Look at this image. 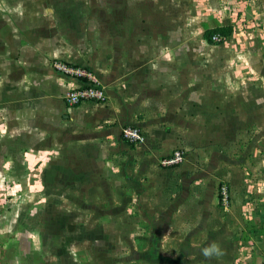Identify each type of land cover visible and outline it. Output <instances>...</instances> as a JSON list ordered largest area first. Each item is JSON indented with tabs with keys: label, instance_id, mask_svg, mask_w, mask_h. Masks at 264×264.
<instances>
[{
	"label": "rangeland",
	"instance_id": "rangeland-1",
	"mask_svg": "<svg viewBox=\"0 0 264 264\" xmlns=\"http://www.w3.org/2000/svg\"><path fill=\"white\" fill-rule=\"evenodd\" d=\"M68 1L49 0L72 12L80 6L73 14L86 21L93 4L106 1L108 59L121 52L114 47L120 42L121 8L148 50L153 43L162 55L176 51L177 63L161 62L157 72L168 74L177 65L193 77H161L164 84L154 96L159 103L148 99L143 110L161 119L182 106L176 119L161 124L177 131L178 139L154 162L139 156L134 144L117 146L121 149L111 155L103 144L87 160L89 174L56 172V166L49 173L34 168L0 174V264L230 263L232 250L251 240L246 230L264 229L260 0ZM221 13L224 19L237 16L236 28L219 26ZM219 27L232 28L224 31L228 45L207 42ZM96 48L106 53L102 44ZM176 151L182 160L167 165ZM163 169L175 170L170 175ZM212 241L223 255L205 260L200 250ZM253 257L256 264L264 259Z\"/></svg>",
	"mask_w": 264,
	"mask_h": 264
},
{
	"label": "crops",
	"instance_id": "crops-1",
	"mask_svg": "<svg viewBox=\"0 0 264 264\" xmlns=\"http://www.w3.org/2000/svg\"><path fill=\"white\" fill-rule=\"evenodd\" d=\"M260 2L256 7L263 10L264 0ZM55 3L0 0V174L31 173L34 168L49 173L53 166L56 172L89 174L87 160L95 159L103 144L108 155L117 154L121 149L117 146H129L122 131L130 125L141 128L148 137L147 145L136 147L139 156L149 155L153 162L161 154L166 156L178 132H167L161 124H170L167 120L176 119L177 110L184 108L176 106L174 116L160 119L144 112V103L151 98L159 103L154 96L164 84L161 77H193L192 72L178 70L177 65L168 74L157 72L161 62L177 63L176 51L162 55L153 43L148 50L142 35L132 27L134 22H128L130 13L124 8L121 25H116L121 29L120 42L114 45L121 52L108 59V35L103 32L108 31L106 1L93 4L92 17L87 21L73 14L80 6L72 12L68 5ZM224 14L217 18L219 26L239 22L237 16L224 19ZM207 16L213 18L212 14ZM99 44L106 47V53L98 51ZM175 45H182V41ZM56 60L92 69L100 78L106 102L68 106L64 97L77 82L54 70L52 62ZM163 170L171 175L175 169ZM246 234L251 240L232 250L236 255L233 261L208 264H256L251 263L253 256H264V229L246 230Z\"/></svg>",
	"mask_w": 264,
	"mask_h": 264
},
{
	"label": "built area",
	"instance_id": "built-area-1",
	"mask_svg": "<svg viewBox=\"0 0 264 264\" xmlns=\"http://www.w3.org/2000/svg\"><path fill=\"white\" fill-rule=\"evenodd\" d=\"M264 27V24H263ZM214 44H226L227 38L221 34H215L211 38ZM52 67L66 77L75 80L77 85L71 88L65 95L64 100L68 106L75 107L84 103H105L107 98L104 88L98 75L90 68L75 65L64 61H53ZM122 137L125 141L134 144L137 147H143L148 143L146 133L137 126H126L122 131ZM175 158L166 161L167 165L177 164L182 160L181 154L175 152ZM229 195L227 188L223 187L222 201H227ZM264 264V259L262 263Z\"/></svg>",
	"mask_w": 264,
	"mask_h": 264
},
{
	"label": "clouds",
	"instance_id": "clouds-1",
	"mask_svg": "<svg viewBox=\"0 0 264 264\" xmlns=\"http://www.w3.org/2000/svg\"><path fill=\"white\" fill-rule=\"evenodd\" d=\"M200 254L205 258V260H211L214 257L223 255V251L218 242L212 241L200 250Z\"/></svg>",
	"mask_w": 264,
	"mask_h": 264
},
{
	"label": "trees",
	"instance_id": "trees-1",
	"mask_svg": "<svg viewBox=\"0 0 264 264\" xmlns=\"http://www.w3.org/2000/svg\"><path fill=\"white\" fill-rule=\"evenodd\" d=\"M226 29H230L231 31H232V28L230 27V28H220V29H217V30H215L213 33H212V35H210V38H209V41L211 42V43H213L212 42V40H211V38H212V36L213 35H215V34H221V35H223L224 37H226L227 35L224 33V31L226 30ZM228 37V36H227Z\"/></svg>",
	"mask_w": 264,
	"mask_h": 264
}]
</instances>
